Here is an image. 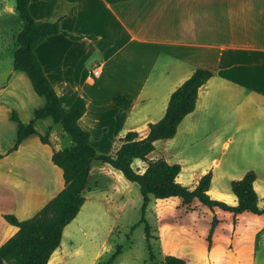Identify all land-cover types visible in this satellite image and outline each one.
Wrapping results in <instances>:
<instances>
[{"label":"crops","instance_id":"1","mask_svg":"<svg viewBox=\"0 0 264 264\" xmlns=\"http://www.w3.org/2000/svg\"><path fill=\"white\" fill-rule=\"evenodd\" d=\"M9 10L0 7V15L14 18V5ZM29 11L37 21L61 17V30L80 37L51 35L35 48V54L58 95L70 86L86 96L79 124L90 133L91 145L99 154L114 155L128 132L146 137L149 125L164 116L171 94L196 69L213 72L198 90L195 108L181 121L176 135L183 128L186 138L198 132L209 136V147L222 143L224 149L230 144L251 148L242 154L256 164L252 170L258 195L263 172L258 164L264 163V0H30ZM18 26L22 27L21 20ZM118 94L131 99L127 110L115 105L113 97ZM44 104L45 98L34 92L26 73L13 68L7 72L0 83V125L11 126L15 140L17 123L12 113L27 124ZM35 127L39 134L49 133L48 144L32 135L16 150H11L13 140L9 149L0 151V233L7 232L8 237L15 229L5 224L4 215L29 219L64 188L63 171L52 155L70 144V138L50 119L38 121ZM176 135L156 141L155 148L159 141L172 143ZM171 149L166 146L160 153L171 158ZM149 155V160L162 157ZM137 161L142 160L135 159L132 166ZM219 163L213 160L214 165ZM248 170L243 169L238 179ZM121 175L110 165L93 161L85 200L86 193L100 184L111 186L114 178L122 182ZM208 194L213 195L211 184ZM222 200L237 204L233 193ZM258 206L262 208L259 196ZM232 252L238 257L236 250Z\"/></svg>","mask_w":264,"mask_h":264},{"label":"rangeland","instance_id":"2","mask_svg":"<svg viewBox=\"0 0 264 264\" xmlns=\"http://www.w3.org/2000/svg\"><path fill=\"white\" fill-rule=\"evenodd\" d=\"M12 5L15 7V0H0V7L6 12ZM1 16L0 83L13 68L16 35L21 29L17 13L14 18ZM5 126L0 125V151L9 149L15 141L12 127ZM198 134L186 138L181 128L175 141H159L149 157L155 159L160 154L161 158L167 159V153L160 152L166 151V146H172L169 152L172 156L168 159L171 164L181 166L178 181L193 189L198 183L197 176L203 171V174L211 171L212 198L221 201L228 193L232 194L231 181L237 180L243 169L252 170L256 165L251 156L242 154L243 150L251 148L230 144L224 149L222 143L209 147L208 142L212 139ZM214 159H219L220 163L214 165ZM258 165L263 168L258 179V196L260 209L264 210V163ZM133 166L143 173L147 164L137 161ZM115 174L113 172L114 177ZM104 184L86 193L79 214L64 228L60 247L53 254L56 264H106L117 249L119 254L109 264H165L166 255L182 258L186 264H264V241L261 240L264 237V213L244 212L235 216L222 210H211L197 200L185 206L178 198L159 201L151 197L144 212L150 226L151 257L145 224L140 223L143 196L139 186L125 178L122 182L114 178L111 186ZM214 218L220 221L213 228L212 246L209 247L208 236ZM8 235L1 232L0 240ZM228 247L226 254L224 251ZM233 250L238 252V257Z\"/></svg>","mask_w":264,"mask_h":264},{"label":"trees","instance_id":"3","mask_svg":"<svg viewBox=\"0 0 264 264\" xmlns=\"http://www.w3.org/2000/svg\"><path fill=\"white\" fill-rule=\"evenodd\" d=\"M29 2L30 0H15V11L22 27L16 35L17 47L13 53L12 66L14 70L26 73L34 92L45 98V104L35 109L34 118L27 124L20 122L15 112L12 113L11 119L17 123V133L11 150H16L32 135L39 136L43 144H48L49 133L39 134L35 127L36 123L43 119H50L53 124L59 125L70 138V144L52 155L53 163L63 171L64 188L29 219L18 220L14 215H4L5 224L13 227L15 232L0 244V264L48 263L54 251L60 247L64 228L77 216L85 202L84 190L93 161L110 165L126 180L139 186L143 196L140 223L145 224L151 257L150 226L144 218L151 197L178 198L185 206L197 200L211 210L218 208L235 216L244 212L264 213L258 206V195L253 185L256 173L253 170L247 171L242 178L231 181V192L237 198V204L229 205L213 199L208 194L212 180L211 171L204 174L197 185L190 189L177 180L181 172L180 164H171L164 158L148 159V155L155 149L156 141L170 139L176 135L181 121L195 108L198 90L212 77L213 72L196 69L191 77L171 94L164 116L149 125L146 137L140 139L136 132H128L114 155L99 154L91 145L90 133L79 124L86 111V96L70 86H66L63 93L58 95L35 54V48L51 35L63 33L74 40L80 37L61 30V17L56 20H35L30 14ZM113 101L121 110H127L132 103L131 99L121 94L115 95ZM135 159L147 164L143 173L133 168ZM216 223L218 220L214 218L208 236L209 245ZM118 254L117 249L106 264L111 263ZM164 263L186 264L184 259L172 255H166Z\"/></svg>","mask_w":264,"mask_h":264},{"label":"bare ground","instance_id":"4","mask_svg":"<svg viewBox=\"0 0 264 264\" xmlns=\"http://www.w3.org/2000/svg\"><path fill=\"white\" fill-rule=\"evenodd\" d=\"M122 176V175H121ZM53 257V256H52ZM55 258H51L49 264H52Z\"/></svg>","mask_w":264,"mask_h":264},{"label":"built area","instance_id":"5","mask_svg":"<svg viewBox=\"0 0 264 264\" xmlns=\"http://www.w3.org/2000/svg\"><path fill=\"white\" fill-rule=\"evenodd\" d=\"M98 73H99V70L98 69H96V70L93 71V74H95V75L98 74Z\"/></svg>","mask_w":264,"mask_h":264}]
</instances>
